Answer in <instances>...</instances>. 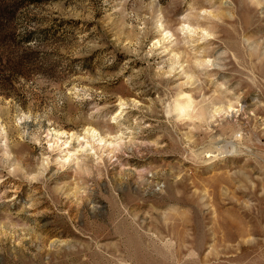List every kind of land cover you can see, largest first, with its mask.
<instances>
[{
  "label": "rangeland",
  "instance_id": "374dc122",
  "mask_svg": "<svg viewBox=\"0 0 264 264\" xmlns=\"http://www.w3.org/2000/svg\"><path fill=\"white\" fill-rule=\"evenodd\" d=\"M0 264H264V0H0Z\"/></svg>",
  "mask_w": 264,
  "mask_h": 264
},
{
  "label": "bare ground",
  "instance_id": "6f19581e",
  "mask_svg": "<svg viewBox=\"0 0 264 264\" xmlns=\"http://www.w3.org/2000/svg\"><path fill=\"white\" fill-rule=\"evenodd\" d=\"M184 104H182V102H176L174 105V111H176L179 114H183L185 110L189 107V103L186 105ZM87 131H90V129H88ZM234 152H236V145H234L233 143H230L225 148H222V153H234Z\"/></svg>",
  "mask_w": 264,
  "mask_h": 264
},
{
  "label": "trees",
  "instance_id": "16d2710c",
  "mask_svg": "<svg viewBox=\"0 0 264 264\" xmlns=\"http://www.w3.org/2000/svg\"><path fill=\"white\" fill-rule=\"evenodd\" d=\"M30 4H40V3H45V2H51L54 0H28Z\"/></svg>",
  "mask_w": 264,
  "mask_h": 264
}]
</instances>
